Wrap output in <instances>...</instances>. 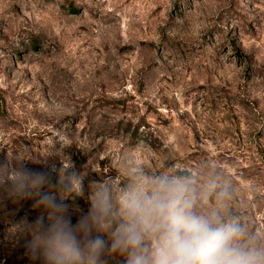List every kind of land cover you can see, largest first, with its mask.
I'll return each mask as SVG.
<instances>
[{
	"label": "rangeland",
	"instance_id": "rangeland-1",
	"mask_svg": "<svg viewBox=\"0 0 264 264\" xmlns=\"http://www.w3.org/2000/svg\"><path fill=\"white\" fill-rule=\"evenodd\" d=\"M136 172L264 237V0H0V264H45L42 197L75 223Z\"/></svg>",
	"mask_w": 264,
	"mask_h": 264
},
{
	"label": "clouds",
	"instance_id": "clouds-1",
	"mask_svg": "<svg viewBox=\"0 0 264 264\" xmlns=\"http://www.w3.org/2000/svg\"><path fill=\"white\" fill-rule=\"evenodd\" d=\"M41 181L35 174L33 186ZM214 189L190 176L136 172L122 188L95 186L75 223L65 205L44 196L48 224L37 217L34 243L45 264H264V237L224 214L226 193L207 207Z\"/></svg>",
	"mask_w": 264,
	"mask_h": 264
}]
</instances>
